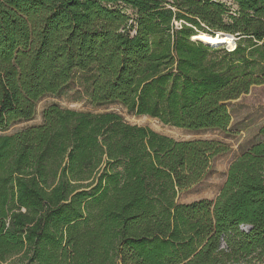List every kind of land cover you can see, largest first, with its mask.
Wrapping results in <instances>:
<instances>
[{"label":"trees","instance_id":"1","mask_svg":"<svg viewBox=\"0 0 264 264\" xmlns=\"http://www.w3.org/2000/svg\"><path fill=\"white\" fill-rule=\"evenodd\" d=\"M226 1L0 0V264H264V123L218 197L190 204L178 194L221 141L57 104L4 134L78 73L93 105L227 132L230 104L264 84V0Z\"/></svg>","mask_w":264,"mask_h":264},{"label":"rangeland","instance_id":"2","mask_svg":"<svg viewBox=\"0 0 264 264\" xmlns=\"http://www.w3.org/2000/svg\"><path fill=\"white\" fill-rule=\"evenodd\" d=\"M231 5L228 1L223 0ZM236 41L239 38L235 37ZM89 74L78 73L71 84L58 95H48L37 105V114L30 122L15 124L4 134L12 135L25 128L42 123L43 111L50 105L57 104L64 109L79 112L102 114L115 112L132 125L149 127L153 131L177 141L217 140L221 141L227 151L212 160L211 169L206 178L198 185L181 191L177 203L190 204L201 200H215L224 186L230 165L244 151L261 140L259 131L264 123V84L254 86L248 94L232 102L229 106L232 122L227 132L217 130L190 131L162 124L150 117L130 115L120 105H93L90 101ZM248 231V227L242 228Z\"/></svg>","mask_w":264,"mask_h":264},{"label":"bare ground","instance_id":"3","mask_svg":"<svg viewBox=\"0 0 264 264\" xmlns=\"http://www.w3.org/2000/svg\"><path fill=\"white\" fill-rule=\"evenodd\" d=\"M193 40L199 41V42L204 43L205 45L214 46V47H216V45H222V47H226L228 48V50L232 51L235 49L234 41L236 40V38L233 36H229V35L215 37V36L201 33L198 36L193 37Z\"/></svg>","mask_w":264,"mask_h":264},{"label":"water","instance_id":"4","mask_svg":"<svg viewBox=\"0 0 264 264\" xmlns=\"http://www.w3.org/2000/svg\"><path fill=\"white\" fill-rule=\"evenodd\" d=\"M219 36H227L226 34H223V33H220V34H216L215 35V37H219ZM220 47V46H222V45H216V47ZM212 47H214V46H212ZM227 50H228V48H226Z\"/></svg>","mask_w":264,"mask_h":264}]
</instances>
